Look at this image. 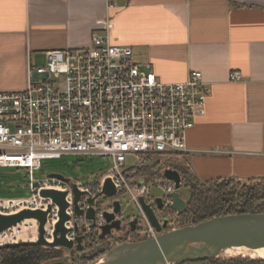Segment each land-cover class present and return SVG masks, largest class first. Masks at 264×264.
<instances>
[{"label": "built area", "instance_id": "2783aa9c", "mask_svg": "<svg viewBox=\"0 0 264 264\" xmlns=\"http://www.w3.org/2000/svg\"><path fill=\"white\" fill-rule=\"evenodd\" d=\"M113 27L109 17L97 19L88 47L48 50L45 64L29 70L25 89L0 91V167L24 169L31 190L29 197L0 198V214L12 215L25 209L45 211L51 206L45 226L47 240L53 241L59 207L41 196L45 189L67 192L66 212L70 220L65 225L71 229L68 240L75 235V219L85 227L91 225L85 215L90 206L96 212L94 227L101 233L106 223L104 212H113V201L120 200L121 193L139 211L136 237L159 235L142 208L141 197L152 205L161 223L168 217L170 226L169 214L177 213L170 208L175 183L164 176V171L173 167L164 166L147 181L128 171L187 153L188 131L196 118L205 115L211 89L197 70L181 82L159 80L150 63L141 65L135 61L131 47L112 43ZM230 78L240 81L242 75L233 71ZM94 154L110 157L112 168L93 184L85 185L79 180L71 184L53 176L35 175L41 171L43 160ZM153 156L161 158L149 164ZM129 157L133 158L131 166L127 165ZM106 179L116 189L114 196L102 192ZM73 186L82 192L78 204L85 211L82 217L74 219ZM158 188L164 204L162 210H158L155 201L158 195L152 192ZM165 209L167 215L161 216ZM25 221L1 232L0 246L27 240L21 237L23 228L36 230L38 236V221L36 229Z\"/></svg>", "mask_w": 264, "mask_h": 264}, {"label": "crops", "instance_id": "0c3cea01", "mask_svg": "<svg viewBox=\"0 0 264 264\" xmlns=\"http://www.w3.org/2000/svg\"><path fill=\"white\" fill-rule=\"evenodd\" d=\"M106 16L159 80L197 70L209 85L183 154L197 177H264V0H0V91L25 89L48 50L88 47Z\"/></svg>", "mask_w": 264, "mask_h": 264}, {"label": "water", "instance_id": "95a60500", "mask_svg": "<svg viewBox=\"0 0 264 264\" xmlns=\"http://www.w3.org/2000/svg\"><path fill=\"white\" fill-rule=\"evenodd\" d=\"M61 180L72 184V180L61 174H50ZM164 176L174 181L175 191L172 193L173 203L171 210L178 214L184 213L187 208L185 200L178 189L181 187L182 176L176 169H166ZM75 202L82 195L75 186ZM102 192L108 196H114L116 189L110 179H106ZM67 192L58 190H42L41 196L50 198L59 207V221L54 226L53 241L49 242L45 237V226L47 224V210H29L25 209L12 215L0 214V233L15 226L24 220L35 219L38 221V239L35 241H21L16 243H6L2 248L17 247L20 245H42L51 247H61L71 250L74 248V242L67 239V234L71 229L67 228L65 223L70 220L66 214L69 206L66 201ZM93 199H89L92 203ZM158 210L164 207L162 198H155ZM142 208L151 223L156 228L159 235L156 238H147L134 243H123L110 249L105 255V259L100 264H182L193 260L215 259L226 248L237 245H264V212L260 213H239L216 216L202 221L195 225H187L174 230L164 231L169 223V218L165 217L161 223L156 211L151 204L146 203L144 198H140ZM113 212H104L106 223L102 226L100 238L104 239L111 233L112 229L121 228V219L117 218L122 214V205L120 200L113 201ZM82 214V210L76 208V215ZM87 219L91 220V227L95 226V209L90 206L86 212ZM137 217L131 222L132 230L135 229ZM77 229V228H75ZM76 249L81 251L82 236L76 238ZM107 250V247L95 251L89 258L96 257L99 253Z\"/></svg>", "mask_w": 264, "mask_h": 264}, {"label": "trees", "instance_id": "16d2710c", "mask_svg": "<svg viewBox=\"0 0 264 264\" xmlns=\"http://www.w3.org/2000/svg\"><path fill=\"white\" fill-rule=\"evenodd\" d=\"M164 166L178 170L189 189V199L184 213L178 214L181 226L195 225L216 216L264 212V177L240 180L216 178L202 181L193 172L185 156L163 159L153 165L137 168L134 176L150 180ZM59 257V251L43 249L40 245L0 247V264H43ZM210 261L219 264H264V259L234 257L228 259H202L188 262ZM73 264L87 262L73 261Z\"/></svg>", "mask_w": 264, "mask_h": 264}, {"label": "rangeland", "instance_id": "374dc122", "mask_svg": "<svg viewBox=\"0 0 264 264\" xmlns=\"http://www.w3.org/2000/svg\"><path fill=\"white\" fill-rule=\"evenodd\" d=\"M161 157L153 156L149 160V164H153L158 161ZM133 163V158L129 157L127 165L131 166ZM112 168L111 158L108 156H100V155H88V156H80V155H63L59 158L55 159H46L42 161V169L41 171H36L35 175L37 178H46L50 176V174H61L66 178L74 180H79L81 183L93 184L100 177L106 173H109ZM136 168L131 169L130 172H135ZM29 179L26 175V171L20 168H3L0 167V198L2 197H29L31 195V190L28 186ZM154 195H160L161 190L153 189ZM180 195L185 199H189V189L188 187L182 183L181 187L178 189ZM118 198L122 203V214L124 216H138L139 211L137 207L128 201V197L124 194H118ZM110 199H106L102 202L103 206ZM103 209V208H102ZM166 209L162 211L161 216L167 215ZM171 224L168 227L169 230L177 229L181 226L178 222L177 213L171 212L170 214ZM29 224V223H28ZM192 225V224H189ZM187 226V225H186ZM24 232L22 234V239H27L25 241L35 240L37 238L36 230L33 233L31 228H23ZM168 230V231H169ZM20 240L19 242H21ZM43 249L50 251H59V257L54 259H49L43 262V264H67V259L71 254V250L64 249L61 247H51V246H42ZM74 255V254H73ZM219 259H228L233 257H242L247 258V256H228L223 252L219 254ZM99 257V258H98ZM225 257V258H224ZM249 259H259V258H250ZM105 255L97 256L94 261L88 262L87 264H97L99 260H104Z\"/></svg>", "mask_w": 264, "mask_h": 264}, {"label": "flooded vegetation", "instance_id": "af4514ba", "mask_svg": "<svg viewBox=\"0 0 264 264\" xmlns=\"http://www.w3.org/2000/svg\"><path fill=\"white\" fill-rule=\"evenodd\" d=\"M77 207L80 210H82V214L79 216L82 217L85 214L84 209L78 204V201L74 202L73 203L74 215H72L73 219L77 216L76 215ZM135 217L137 216H124L123 214L118 215V218L121 219V228L119 230L115 229L116 231H113L112 229L111 233L108 234L104 239L100 238V233H97V230L95 227H91V225L89 226V228L85 227L83 226V222L81 220L75 219V226L77 229H75V235L70 240L74 242V248L71 249V254L66 260L67 264H73V261L87 262V263L92 262L97 256L102 255V254L106 255V253L110 251V249L115 248L118 245H121L123 243L139 242V241L147 239V238H142V237L140 238V237L135 236V233L137 232V229L140 224L139 218L137 217V221L134 225L135 229L132 230L131 222L135 219ZM168 227L169 225H167L164 231H168L169 230ZM78 236H82L81 245L83 247V250L81 251L76 249V245H77L76 238ZM106 247H107L106 251L99 253L96 257L92 259L89 258L95 251L104 249ZM97 264H100V261ZM182 264H219V263H213V262L205 260L202 262L201 261L185 262Z\"/></svg>", "mask_w": 264, "mask_h": 264}, {"label": "bare ground", "instance_id": "6f19581e", "mask_svg": "<svg viewBox=\"0 0 264 264\" xmlns=\"http://www.w3.org/2000/svg\"><path fill=\"white\" fill-rule=\"evenodd\" d=\"M24 223L32 224L35 229L37 227V223H36L35 219L26 220ZM33 231H35V230H33ZM35 240H32V241H35ZM48 241L52 242V238L48 239ZM222 252L225 255H228L231 257L241 255V256H247V258L250 257V258L264 259V245H237V246L228 247V248L224 249Z\"/></svg>", "mask_w": 264, "mask_h": 264}]
</instances>
